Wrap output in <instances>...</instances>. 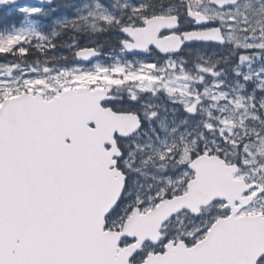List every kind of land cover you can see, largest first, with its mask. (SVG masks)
<instances>
[{
  "label": "snow or ice",
  "instance_id": "1",
  "mask_svg": "<svg viewBox=\"0 0 264 264\" xmlns=\"http://www.w3.org/2000/svg\"><path fill=\"white\" fill-rule=\"evenodd\" d=\"M0 264H264V0H0Z\"/></svg>",
  "mask_w": 264,
  "mask_h": 264
}]
</instances>
